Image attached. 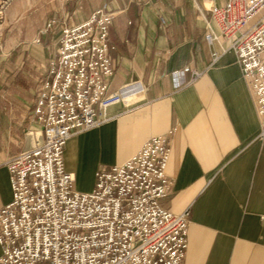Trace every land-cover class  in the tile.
Instances as JSON below:
<instances>
[{"label":"crops","instance_id":"crops-1","mask_svg":"<svg viewBox=\"0 0 264 264\" xmlns=\"http://www.w3.org/2000/svg\"><path fill=\"white\" fill-rule=\"evenodd\" d=\"M226 1L0 0V207L12 198L4 162L29 145L28 132L40 131L34 110L61 21L77 24L106 4L109 89L125 96L108 108V121L68 139L63 156L74 188L91 191L99 168L124 163L171 131V187L160 203L190 210L184 264H264L261 118L235 53L213 62L216 44L205 38L217 27L208 7ZM186 66L200 76L192 80Z\"/></svg>","mask_w":264,"mask_h":264},{"label":"built area","instance_id":"built-area-1","mask_svg":"<svg viewBox=\"0 0 264 264\" xmlns=\"http://www.w3.org/2000/svg\"><path fill=\"white\" fill-rule=\"evenodd\" d=\"M263 10L264 0L212 4L208 11L217 27L205 35L216 44L213 62L229 50L235 53L261 118V138L264 15L246 26ZM112 18L104 4L77 24L61 21L58 54L34 110L40 131L28 132L29 145L4 162L12 198L0 207V264H184L190 210L174 213L160 203L171 187V131L147 139L124 163L99 168L91 191L78 192L65 169L68 139L108 121V108L124 100L121 91L109 89ZM56 20H48L37 42ZM185 70L192 80L201 74Z\"/></svg>","mask_w":264,"mask_h":264},{"label":"rangeland","instance_id":"rangeland-1","mask_svg":"<svg viewBox=\"0 0 264 264\" xmlns=\"http://www.w3.org/2000/svg\"><path fill=\"white\" fill-rule=\"evenodd\" d=\"M264 15V10L261 11L259 14H257V16L255 18H253L252 20L249 21V23L247 24L246 26V29L250 26H252L254 23H256L262 16ZM4 15L3 13L0 15V20L3 19ZM245 29V28H244ZM2 248H1V245H0V255L2 253Z\"/></svg>","mask_w":264,"mask_h":264}]
</instances>
